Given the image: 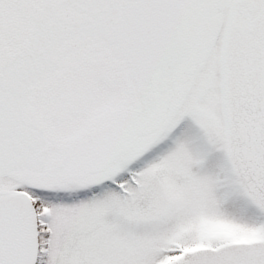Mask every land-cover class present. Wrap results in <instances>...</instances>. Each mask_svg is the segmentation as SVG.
Returning <instances> with one entry per match:
<instances>
[{
	"label": "snow or ice",
	"instance_id": "snow-or-ice-1",
	"mask_svg": "<svg viewBox=\"0 0 264 264\" xmlns=\"http://www.w3.org/2000/svg\"><path fill=\"white\" fill-rule=\"evenodd\" d=\"M0 264H264V0H0Z\"/></svg>",
	"mask_w": 264,
	"mask_h": 264
}]
</instances>
